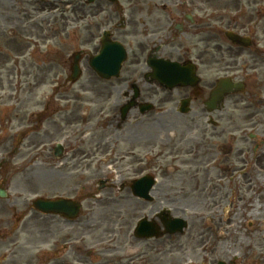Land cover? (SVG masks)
Returning <instances> with one entry per match:
<instances>
[{
  "label": "flooded vegetation",
  "instance_id": "1",
  "mask_svg": "<svg viewBox=\"0 0 264 264\" xmlns=\"http://www.w3.org/2000/svg\"><path fill=\"white\" fill-rule=\"evenodd\" d=\"M78 2L84 37L88 38L87 60L101 50L119 54L113 42L126 49L116 78H100L90 69L100 84L89 79L85 92L102 103L94 105L98 102L89 100L98 116L83 124L67 121V130L74 125L79 130L62 134L63 129L58 135L63 146L61 159L66 155L61 163L65 171L96 172L101 177L98 192L105 191L101 197L94 193L46 196L73 199L79 210L75 218L33 209L31 220L18 217L15 222H21L22 232H31L41 247L38 264L66 262L62 256L73 252L78 258H89L91 252L83 250L88 237L95 235V243L111 245L116 233L124 235L126 243L132 234V245L137 243L140 248L144 244L152 252L165 254L170 235L135 238L136 224L148 217L163 230L159 214L184 207L183 199L199 187L208 194L205 184L211 180L207 170H202L205 184L199 185L203 177L199 169L183 170L177 162L181 167H196L209 158L207 127H217L214 134L223 135L226 112L228 126L240 132L244 143L257 139L256 134L245 131L250 125L258 130L256 123L263 120L253 108L264 107V0ZM178 77L184 82L171 85ZM220 81L230 91L211 101L210 93ZM230 111L241 116L234 118ZM251 148L252 157L259 148L257 144ZM248 149L240 147L238 155ZM214 150L221 154L217 146ZM185 155L192 158L188 161ZM226 166L223 173L234 170L230 164ZM251 167L241 166L248 169L247 178H252ZM143 254L146 252L134 256Z\"/></svg>",
  "mask_w": 264,
  "mask_h": 264
},
{
  "label": "rangeland",
  "instance_id": "2",
  "mask_svg": "<svg viewBox=\"0 0 264 264\" xmlns=\"http://www.w3.org/2000/svg\"><path fill=\"white\" fill-rule=\"evenodd\" d=\"M80 16L76 1L0 0V184L8 192L5 199L0 198V264L39 263L41 247L31 232H22L21 222H15L23 214L31 220L32 197L73 193L101 197L105 191L103 188L98 192L97 180L101 177L96 172H66L61 164L66 155L62 159L52 156L61 130L64 129L62 134H76L79 130L76 125L67 130L66 122L75 119L83 124L98 116L97 110L92 109L102 104L85 92L89 79L100 84L88 68V54L82 53L80 57L82 76L75 82L69 78L72 54L84 52L88 39L84 37ZM90 99L98 103L93 105ZM46 103L49 106L41 115ZM253 109L263 120L256 123L258 130L250 125L245 132L256 134V140L244 143L240 132L228 126L226 112L223 135L214 134L219 128L207 127L209 158L196 167H181L177 162L183 170H207L211 180L205 184V173L200 172L203 177L199 185L208 186V194L199 187L183 199L184 207L180 210L185 211L189 227L183 235L171 238L167 253L159 257L145 245H132L130 237L126 243L119 233L114 234L112 252L106 253L99 249L105 244L95 243L93 235L86 243V248H91L90 258L66 252L62 256L66 262L59 263L200 264L207 258L210 263L212 258L228 262L236 257L237 264H264V107ZM230 112L234 118L241 116ZM220 142L233 144V152L226 158L214 150ZM254 144L259 150L251 158ZM244 146L249 149L240 157L239 149ZM187 155L184 159L189 161L192 155ZM241 158L249 163L254 161L252 178L244 177L241 166L245 161ZM228 164L234 170L222 173L221 168ZM110 172L106 175L110 176ZM191 182H186L187 186ZM14 225L13 230L18 228L16 233L11 229ZM128 250L133 255L145 250L148 253L130 261L126 258Z\"/></svg>",
  "mask_w": 264,
  "mask_h": 264
},
{
  "label": "water",
  "instance_id": "3",
  "mask_svg": "<svg viewBox=\"0 0 264 264\" xmlns=\"http://www.w3.org/2000/svg\"><path fill=\"white\" fill-rule=\"evenodd\" d=\"M120 58V57H119ZM115 57H113L112 54H109L107 51L102 52L100 55H98L97 57L94 58V61L92 62V67L94 70H96L100 75L105 76L106 74V70L107 68H110L111 66L113 67V69H117L119 66V61L121 60L118 59L117 65H113L116 62ZM74 75L73 78L75 79L76 76L78 75L77 71V65L74 64ZM56 154H60V151L58 150V152ZM5 192L0 190V196H4ZM71 201H67V200H62L59 199V201H52V200H45V199H38V201L35 203L37 206V208L41 209L44 212H49V210H57L59 207H62V204H67L66 206L70 205ZM172 226H168V230L170 232H174L177 231L176 228H173L175 226H177L179 228L180 231H182V229L185 227V223L183 220L177 219L173 221V224L171 223ZM143 235V234H142ZM222 264V263H220Z\"/></svg>",
  "mask_w": 264,
  "mask_h": 264
}]
</instances>
